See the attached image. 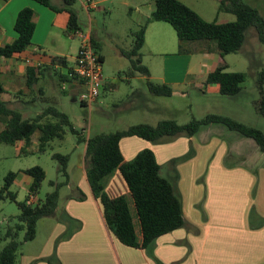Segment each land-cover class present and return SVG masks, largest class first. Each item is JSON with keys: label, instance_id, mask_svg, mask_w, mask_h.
I'll list each match as a JSON object with an SVG mask.
<instances>
[{"label": "rangeland", "instance_id": "obj_1", "mask_svg": "<svg viewBox=\"0 0 264 264\" xmlns=\"http://www.w3.org/2000/svg\"><path fill=\"white\" fill-rule=\"evenodd\" d=\"M52 1L55 3V0ZM153 1L104 0L103 3L98 2L97 10H91L89 13L81 9L78 2L75 3L73 9L78 14L81 28L86 32L90 26V30L103 43L102 54L106 59L101 64L103 84H108L110 87L103 90L89 110L88 106L81 103L80 94L74 96L67 85L66 91H63L60 82L52 76L50 86H45L40 93L37 91L34 93L35 98H37L36 101L24 105L19 102L16 103V107L20 109L23 118L34 119L44 108L54 107L68 116L73 128L77 130L78 136L83 139L100 133L107 134L125 130L140 123L156 125L161 120L172 119L178 124H186L192 118L199 120L209 114L232 118L244 125L259 129L264 134V117L259 114L257 108L262 95L264 96V84L261 94L257 83V74L264 68V44L258 40L254 27L247 29L245 42L238 52L223 57L226 64L225 71L245 74L241 91L236 96H221L207 89L211 86L205 87L202 84L204 77L200 74L189 77L192 84L186 87L184 94L176 93L170 97L151 95L146 86V78L141 73H135L133 78L126 77L124 72L130 68V62L126 57L121 56L120 52L127 51L131 47L130 43L133 39L131 32H135L141 27L138 25L142 24L149 15L148 9L149 6H153ZM179 1L207 22L227 23L235 20L232 14L218 11L219 0ZM244 1L256 8L264 19V0ZM162 23V26L167 28V32L171 36L167 35V40L171 41L172 49L167 52V57L163 63L161 56L151 54L146 47L139 54L142 57L141 64L148 66L154 74H161L163 68L168 71L170 69L184 71L186 68L201 69L203 54L196 52L197 54L192 57L179 54V42L174 29L170 24ZM79 47L80 41L72 39L70 53L73 57L77 55ZM185 47L190 46L187 44ZM210 48L214 49L205 54L208 61L207 70L213 69L217 57L215 44L212 43ZM190 60L191 62H189ZM156 83L159 82L156 81ZM139 93H143V97ZM30 97L31 95L23 98L29 100ZM1 128L0 125V130ZM199 132L195 135V142L193 143H187L188 137L181 135L183 139L180 136L163 138L156 144H149L154 147H161L176 141L183 142L185 144L183 149L186 150L184 154L166 162V166L175 170L177 167L182 170L193 168L194 172L197 167L201 170L215 157V151L218 148H224V146L234 150L238 149L240 155L246 154L244 158L239 155L227 157L225 164L264 165V154L259 151L255 142L243 137L238 132L231 131L221 124L202 126ZM37 138L38 132L33 134L27 147H23L22 143L7 144L0 142V191L4 188L6 176L9 173L16 174V179L8 190L14 195V200L10 198L0 200V236L8 224H14L17 221V216L20 213L17 203L25 202L28 198V185L31 179L24 173L25 170L38 166L45 172V179L32 200L33 205L43 202L46 194L55 189L54 186L50 185V182L61 185L58 190L59 209L55 213L56 215L38 221L36 237L33 241L22 245L17 264L20 263L22 255L38 254L47 245L50 230L55 224H63L66 230L71 231L64 234L66 236L59 240L69 237L75 229L77 221L75 219L68 220L64 217L66 213L71 214L73 211L72 205H68V203L72 199L84 201L86 198L84 189L82 185L80 186L84 167V143L77 142V136L65 129L61 140L52 141L46 146L44 152H39ZM196 148L205 151L203 156L195 154ZM183 149L172 153H179ZM54 153L69 157L66 176L57 171L58 164L52 159ZM134 157L126 160V162L132 161ZM177 180L174 181L176 189ZM177 191L179 190L177 189ZM64 219L68 222H64ZM23 234V231L19 233V241L22 240ZM59 240H56L54 245ZM6 243L7 241H0V248H3ZM43 262L44 264H52L49 259L39 261V263Z\"/></svg>", "mask_w": 264, "mask_h": 264}, {"label": "crops", "instance_id": "obj_2", "mask_svg": "<svg viewBox=\"0 0 264 264\" xmlns=\"http://www.w3.org/2000/svg\"><path fill=\"white\" fill-rule=\"evenodd\" d=\"M91 1L96 6L98 2H104V0ZM51 2L55 7L62 8L61 0H55V3L51 0ZM80 7L85 10L81 5ZM23 8H29L34 13L35 29L31 45L12 57H0V80L4 86L3 95L6 96V98L3 96V99L17 110H20L16 107L17 102L24 105L36 101L34 93L36 91L40 93L45 86H50L52 76L62 85L63 82L58 75H63L66 69L53 65L52 57L64 58L68 66L74 59L70 53L72 39L64 32L68 15L65 12H55L35 0H0V47L10 44L16 38L13 27L18 12ZM153 9L154 1L153 6H149V15ZM149 15L138 27L145 24ZM162 24V22L147 23L144 44L139 54L147 47L151 54L161 56L164 63L172 45L171 41L167 40V35L170 36L167 28ZM81 30L84 31L82 28ZM90 36L99 50L102 64L106 60L102 54L103 43L92 30ZM211 45L194 44L187 48L188 53L183 54L192 57L202 53L201 69L168 71L163 68L161 74H154L144 65L149 72V76L144 78L154 83L157 81L158 84L168 85L173 91L172 95L176 93L182 95L186 92V87L192 84L189 80L190 76L200 74L204 77L203 84L206 75L215 68L218 54L213 69H206L208 61L205 54L214 49L210 48ZM121 52L120 55L123 56ZM140 59L142 63L141 55ZM28 68L43 69L37 76L38 82L30 89L26 86ZM126 77L130 78L127 75ZM209 86L207 89L218 93V86ZM69 87L74 96L84 91L82 85ZM109 87L108 84H103L101 93ZM139 94L143 97V93ZM30 95L29 100L23 98ZM186 141L195 142V135L187 138ZM119 147L124 161L136 156L143 149H150L160 166L161 175L166 179L177 177L184 226L160 236L148 248H131L123 245L108 231L101 205L92 195L83 167L80 186L82 185L86 198L84 201L70 200L68 205H72L73 211L64 215L68 220L77 221L75 229L69 237L59 240L71 231L66 230L63 224H55L50 230L47 245L38 254L22 255L19 264H44L39 261L47 259L52 264H264V165L225 164L227 157L239 155L244 158L246 154L240 155L238 149L224 146L215 151V157L201 170L199 167L195 172L193 168L182 170L177 167L175 170L166 166V162L184 154L186 150L183 149L185 148L183 142L176 141L154 147L138 137H127L120 141ZM181 149L183 150L179 153H172ZM194 152L203 156L205 151L196 148ZM104 190L110 198L129 195L118 171L108 178ZM130 208L134 210L132 204ZM58 209L57 206L55 213ZM55 213L51 217H54ZM134 223L138 240L141 241L136 218ZM56 240L59 241L54 245Z\"/></svg>", "mask_w": 264, "mask_h": 264}, {"label": "trees", "instance_id": "obj_3", "mask_svg": "<svg viewBox=\"0 0 264 264\" xmlns=\"http://www.w3.org/2000/svg\"><path fill=\"white\" fill-rule=\"evenodd\" d=\"M36 2L52 9L55 12H65L68 15L65 34H71L81 30L77 12L73 9L76 0H61L62 8L52 5L51 0H35ZM218 11L230 13L235 17L233 22L217 23L207 22L196 12L179 0H154V9L150 13L144 25L132 32V45L122 55L130 62V68L124 73L133 77L135 73H141L148 77V69L141 64L139 55L144 44L145 27L150 22H166L172 26L179 42L178 53L185 54L188 50L185 46L194 44L214 43L217 50V62L215 68L209 72L204 80L205 87L218 86L221 96L233 97L240 93L241 84L245 80V74L225 71L226 64L223 61L225 55L238 52L244 42L246 31L254 27L258 40L264 44V19L258 10L244 0H219ZM34 13L29 8L21 9L15 19L14 31L16 38L10 43L0 47V57L9 58L25 51L31 45L35 24ZM91 43L101 61L98 48ZM102 62V61H101ZM51 63L68 68L64 58L52 57ZM41 68H28L26 71V86L31 88L38 82ZM60 81L68 86L81 85L72 79H68L64 73L58 75ZM257 83L262 94L264 84V68L257 74ZM149 93L157 97H170L172 89L165 84L154 83L146 80ZM4 86L0 80V142L7 144L23 143V147L30 144L31 137L38 132V151L44 152L46 146L54 140H61L65 129L77 136V142L85 143L84 169L86 179L93 197L99 201L103 218L108 231L123 245L131 248H148L160 236L180 229L184 226L182 203L173 179H166L161 175L160 166L150 149H143L136 154L134 159L126 162L120 151V141L127 137H138L150 144H156L163 138H173L185 135L188 138L198 133L200 128L210 124H221L231 131H236L243 137L255 142L257 148L264 154V134L256 128L244 125L232 118L209 114L202 119L192 118L186 124H178L175 120H161L156 125L136 124L125 130L113 133H100L87 139L80 138L67 115L54 107L44 108L34 119H24L22 113L12 108L3 99ZM83 104V103H82ZM84 105V104H83ZM258 112L264 117V96L258 103ZM52 159L58 164L57 171L66 176L69 157L58 153L52 154ZM118 171L129 191L128 197L121 195L110 198L105 192L108 178ZM31 179L28 188V198L25 202L17 203L20 210L17 221L8 224L0 241H7L0 248V264H17L18 254L24 243L34 240L36 226L40 219L54 215L58 206L60 184L50 182L54 190L46 194L43 202L33 205L30 197L36 195L45 179L42 168L35 166L24 171ZM16 179L15 173H9L5 178V185L0 191V200L14 195L8 190ZM133 206V211L130 208ZM139 224L141 241L138 240L134 219ZM24 232L19 241V233Z\"/></svg>", "mask_w": 264, "mask_h": 264}, {"label": "built area", "instance_id": "obj_4", "mask_svg": "<svg viewBox=\"0 0 264 264\" xmlns=\"http://www.w3.org/2000/svg\"><path fill=\"white\" fill-rule=\"evenodd\" d=\"M87 12L97 9L91 0H76ZM71 39L80 41L78 54L71 61L70 66L65 71L68 79L76 83H81L84 91L80 94L81 103L91 109L92 104L99 98L103 88V77L101 71V61L96 53L90 36V26L88 31L79 30L70 36ZM67 83H62V90H66ZM33 196L29 201L32 202Z\"/></svg>", "mask_w": 264, "mask_h": 264}]
</instances>
